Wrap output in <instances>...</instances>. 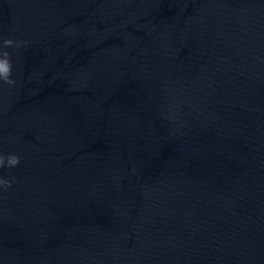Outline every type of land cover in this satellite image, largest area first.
<instances>
[{"label":"water","instance_id":"obj_1","mask_svg":"<svg viewBox=\"0 0 264 264\" xmlns=\"http://www.w3.org/2000/svg\"><path fill=\"white\" fill-rule=\"evenodd\" d=\"M0 264H264V0H0Z\"/></svg>","mask_w":264,"mask_h":264}]
</instances>
